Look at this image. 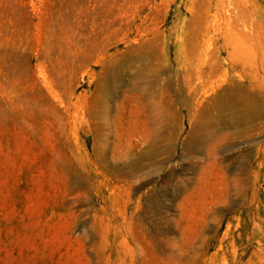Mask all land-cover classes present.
<instances>
[{"label": "rangeland", "instance_id": "1", "mask_svg": "<svg viewBox=\"0 0 264 264\" xmlns=\"http://www.w3.org/2000/svg\"><path fill=\"white\" fill-rule=\"evenodd\" d=\"M0 264H264V0H0Z\"/></svg>", "mask_w": 264, "mask_h": 264}]
</instances>
